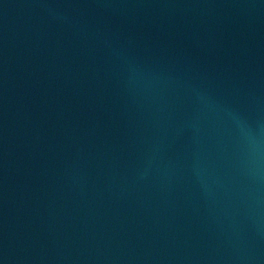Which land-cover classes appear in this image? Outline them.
I'll list each match as a JSON object with an SVG mask.
<instances>
[{
  "label": "water",
  "instance_id": "obj_1",
  "mask_svg": "<svg viewBox=\"0 0 264 264\" xmlns=\"http://www.w3.org/2000/svg\"><path fill=\"white\" fill-rule=\"evenodd\" d=\"M0 264H264V0H0Z\"/></svg>",
  "mask_w": 264,
  "mask_h": 264
}]
</instances>
